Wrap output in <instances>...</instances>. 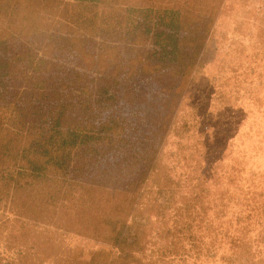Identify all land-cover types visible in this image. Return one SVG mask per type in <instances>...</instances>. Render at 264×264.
Wrapping results in <instances>:
<instances>
[{
    "label": "rangeland",
    "instance_id": "1",
    "mask_svg": "<svg viewBox=\"0 0 264 264\" xmlns=\"http://www.w3.org/2000/svg\"><path fill=\"white\" fill-rule=\"evenodd\" d=\"M103 2L0 0V139L32 149L52 129L90 136L103 128L88 147L69 152L63 170L0 178L25 184L0 186V257L17 252L22 264H86L103 250L85 233L84 213L71 209V194L88 183L143 193L196 186L223 196L221 220L243 227L238 234L250 243L243 264H264V219L239 211L244 198L258 205L264 198L258 0H220L183 80L152 42L161 28L150 16L169 0ZM188 43L198 44H178L184 54ZM208 165L213 174L204 172ZM157 221H150L152 236ZM216 249L209 264L229 254L226 244Z\"/></svg>",
    "mask_w": 264,
    "mask_h": 264
},
{
    "label": "trees",
    "instance_id": "2",
    "mask_svg": "<svg viewBox=\"0 0 264 264\" xmlns=\"http://www.w3.org/2000/svg\"><path fill=\"white\" fill-rule=\"evenodd\" d=\"M71 1L76 6L81 3H104L103 0ZM169 3L163 9H156L153 17L150 16L161 28L155 31L152 42L158 46L154 53L164 56L174 65V69L178 67L180 80H183L192 68V58L198 54L197 50L202 44L200 39L219 10L220 0H169ZM258 3L255 10L264 23V0H258ZM137 10L146 12L143 8ZM184 40L198 44H186L187 48L192 49L184 54L178 49V44H183ZM59 114L57 112L56 122ZM102 129V126L95 127L90 136L83 131H80L81 134L52 129L40 141H34L32 149L12 148L11 139L1 138L0 178H34L48 169L63 170L68 163L69 152L81 146L88 147V139L97 137L95 133ZM0 132L4 134L2 129ZM32 153L36 155L30 156ZM210 166L204 170L206 174H213ZM210 179V176L202 177L205 182ZM0 186L14 189L22 188L25 184L17 181L12 185L4 183ZM79 187L80 191L71 194L74 201L71 209L84 213L82 221L85 220V233L94 243L103 246V250L89 254L86 264H209L214 262L219 244L228 245L229 252L227 256L220 257L221 264H243L242 260L249 254L247 248L250 243L240 235L244 228L240 226L234 230L231 222L221 220L226 213L225 198L216 197L215 193L207 194L201 187L164 192L158 189L150 193L139 192L138 187L130 191L112 186L108 188L105 184L94 186L83 183ZM96 189L102 190L101 195H95ZM86 192H91V195ZM76 198L78 204H75ZM263 200L258 205L254 198H244L242 201L246 202L239 205V211L246 208L247 220L252 214L264 219ZM68 203L67 200L62 201V205ZM210 211L214 217L209 216ZM235 217L237 225L240 218ZM151 219H158L153 236L149 227ZM260 242L256 241L257 245ZM261 244L264 246V243ZM22 259V253L7 254L5 258L0 257V264H22Z\"/></svg>",
    "mask_w": 264,
    "mask_h": 264
}]
</instances>
